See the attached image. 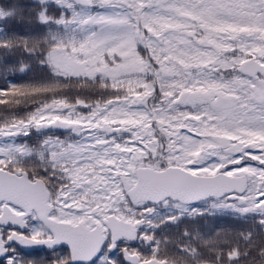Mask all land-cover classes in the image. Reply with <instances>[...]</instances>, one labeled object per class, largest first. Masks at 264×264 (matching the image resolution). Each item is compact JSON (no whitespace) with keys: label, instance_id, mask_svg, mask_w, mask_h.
I'll list each match as a JSON object with an SVG mask.
<instances>
[{"label":"snow or ice","instance_id":"1","mask_svg":"<svg viewBox=\"0 0 264 264\" xmlns=\"http://www.w3.org/2000/svg\"><path fill=\"white\" fill-rule=\"evenodd\" d=\"M37 72L0 87V264H264V0L0 3V79Z\"/></svg>","mask_w":264,"mask_h":264},{"label":"trees","instance_id":"2","mask_svg":"<svg viewBox=\"0 0 264 264\" xmlns=\"http://www.w3.org/2000/svg\"><path fill=\"white\" fill-rule=\"evenodd\" d=\"M25 2L26 0H0V3H4V4L11 3L13 5H16L17 7H21ZM24 15H27V13H24ZM20 19H21L20 14H17V16L15 17V22H20ZM42 79L43 78L39 72L32 74V75L15 74V75L8 76L7 82L4 79H0V87H6L7 83H12V84H21V83H28V82L35 83V82H40ZM69 91H72V90H69ZM231 219L232 218L229 216H218V217L209 218L207 221V226L211 228V227H216L220 225H225V224H228L231 221ZM201 223L203 224L204 222L201 221ZM45 251L46 250L31 252L30 253L31 255L29 258L39 259L41 256L44 255ZM178 264H185V262L178 261ZM208 264H211L210 254H209Z\"/></svg>","mask_w":264,"mask_h":264},{"label":"water","instance_id":"3","mask_svg":"<svg viewBox=\"0 0 264 264\" xmlns=\"http://www.w3.org/2000/svg\"><path fill=\"white\" fill-rule=\"evenodd\" d=\"M40 251V249H25L24 252ZM47 251V250H46Z\"/></svg>","mask_w":264,"mask_h":264},{"label":"flooded vegetation","instance_id":"4","mask_svg":"<svg viewBox=\"0 0 264 264\" xmlns=\"http://www.w3.org/2000/svg\"><path fill=\"white\" fill-rule=\"evenodd\" d=\"M31 252H34V251H31ZM31 252H26V253H31Z\"/></svg>","mask_w":264,"mask_h":264}]
</instances>
